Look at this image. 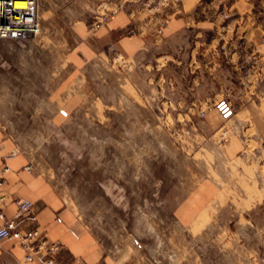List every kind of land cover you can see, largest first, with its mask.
<instances>
[{"label":"rangeland","instance_id":"374dc122","mask_svg":"<svg viewBox=\"0 0 264 264\" xmlns=\"http://www.w3.org/2000/svg\"><path fill=\"white\" fill-rule=\"evenodd\" d=\"M110 2L98 18L130 14L160 38V59L131 68L79 46L74 18L41 17L38 0L39 33L0 39L10 154L49 181L112 264H264V47L252 35L264 0ZM175 15L192 28L173 49L163 27ZM220 102L231 115L210 129Z\"/></svg>","mask_w":264,"mask_h":264},{"label":"crops","instance_id":"0c3cea01","mask_svg":"<svg viewBox=\"0 0 264 264\" xmlns=\"http://www.w3.org/2000/svg\"><path fill=\"white\" fill-rule=\"evenodd\" d=\"M111 3L110 0H39V15L67 16L69 20L74 18L70 28L77 30L79 46L84 45L88 49L87 45L93 42V46L99 51H110L122 56L131 68L151 60H159V54L154 53V49L158 47L160 38L151 34L152 32L148 33L143 29L140 31V27L133 23L131 15L125 11H119L108 21L96 26L98 14H102L105 8L111 9ZM189 20L190 17L186 15H175L163 27V38L173 42V49L192 28ZM252 35L253 44L264 47V27H255ZM166 57L172 58V55ZM79 59L83 61L85 56L81 55ZM230 115L229 107L220 102L206 114V121L210 129H215ZM12 150V142L0 135V168L3 158ZM6 163L9 170L5 173V182L1 188L7 196L3 210L5 217H13L16 211L14 200L17 198L34 203L30 216L17 222V230L24 232L37 229L48 240L59 242L61 247L55 255V264H112L95 235L64 204L49 181L28 166L24 155L10 154ZM2 223L0 220V225ZM38 263L37 258L33 261L24 259V250L15 238L0 239V264Z\"/></svg>","mask_w":264,"mask_h":264},{"label":"built area","instance_id":"2783aa9c","mask_svg":"<svg viewBox=\"0 0 264 264\" xmlns=\"http://www.w3.org/2000/svg\"><path fill=\"white\" fill-rule=\"evenodd\" d=\"M107 18V15H101L96 26L107 21ZM39 31L38 0H0V39L24 42L36 36ZM8 156L10 154L3 158V165L0 168V220L3 221L0 225V239L15 238L24 250L26 261L37 258L38 264H55V255L61 247L59 242L48 240L37 229L24 232L16 229L19 220L30 216V211L34 207L32 201L17 198L14 200L16 211L13 217L9 219L4 215L7 196L1 188L5 182V173L9 170L6 163Z\"/></svg>","mask_w":264,"mask_h":264}]
</instances>
